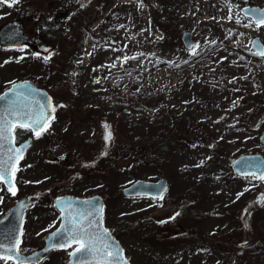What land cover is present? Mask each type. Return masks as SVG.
<instances>
[{
	"label": "rangeland",
	"instance_id": "374dc122",
	"mask_svg": "<svg viewBox=\"0 0 264 264\" xmlns=\"http://www.w3.org/2000/svg\"><path fill=\"white\" fill-rule=\"evenodd\" d=\"M59 1L25 0L45 6ZM104 1L100 6L95 0L103 8L97 22L73 34L47 64L27 49L0 48V93L26 78L49 84L51 76L57 99L79 105L71 113L94 110L85 121L60 115L33 143L16 171V195L0 183V218L20 198L44 190L23 224L20 245L30 252L60 223L57 196L98 195L106 201L105 225L133 264H175L179 254H220L218 249L223 264L233 256L234 264H264V181L231 167L243 154L264 155V57L252 47L256 36L264 43V25L257 28L241 13L246 5L264 7V0ZM11 9L0 2V26L12 19ZM187 31L196 41L190 50L182 41ZM105 130L116 131L114 145L173 130L188 136L162 165L132 169L102 156ZM160 178L168 188L158 200L123 195L136 180ZM175 204L174 214L184 211V218L156 213ZM169 216L180 221L175 228L186 237L166 240ZM71 251L51 252L39 264H69Z\"/></svg>",
	"mask_w": 264,
	"mask_h": 264
},
{
	"label": "water",
	"instance_id": "95a60500",
	"mask_svg": "<svg viewBox=\"0 0 264 264\" xmlns=\"http://www.w3.org/2000/svg\"><path fill=\"white\" fill-rule=\"evenodd\" d=\"M250 10H254V13ZM28 9H25L21 16L14 21L7 22L0 28V43L6 45H22L28 42L26 35L22 33V21L23 17L28 13ZM242 13L245 16L251 17L254 21L261 16H264V7L261 6H245L242 8ZM183 43L186 48L191 49L195 45V40L193 39V35L191 32H184L182 36ZM259 41L261 44L262 41L259 37H256L252 41L253 49L255 51H259V49L254 46L253 42ZM19 85H25V88H19ZM31 91L32 95L29 96L28 92ZM18 93H24V95L18 97ZM3 99H0V116L5 114V109L8 108L9 104L12 101H16L17 107L21 105H28L32 110L34 115H38L41 111L39 105L36 101H40V103L46 104L47 100L50 98L51 105L54 106V102L50 94L41 88L36 87L32 81L24 80L21 82L14 83L8 90L0 95ZM47 111V107L44 109ZM54 115V113H53ZM10 118V117H9ZM15 136V133H14ZM260 140L264 146V130L261 133ZM32 142V138L27 139L26 141L17 144L15 138V147L23 148V157L26 154V151L30 147ZM9 145L5 142L4 152L7 151ZM23 159V158H22ZM19 160V163L21 160ZM18 163V164H19ZM231 167L235 173L246 175V174H256L260 176L264 174V156L260 153L254 154H244L236 158L232 163ZM11 183H14V179L11 180ZM5 184V183H4ZM15 184V183H14ZM9 187V184H5ZM168 182L165 178L160 179L158 181H144L137 180L128 187L123 190L124 195L126 196H140V195H148L151 197L159 198L163 195V193L167 189ZM32 196L24 197L20 199L11 210L0 219V244L5 247H11L14 239H21L20 233L22 232L23 222L25 219L26 210L31 205ZM61 201L60 204L57 202ZM92 202L97 208L102 207V213L98 214V218L100 220V227L96 230L97 234L101 237L96 240L93 244V247L97 249L96 251L91 252H82L77 253L75 256H70L71 264H78L79 261H84L85 264H121V262L109 260V258L103 255V245L105 242L112 245L113 249L119 248L122 249V258L127 260L124 256V250L121 246L120 242L111 234V232L104 225V201L102 198L95 196L91 198H77L72 196H62L59 197L55 202V207L61 212V217L66 216L68 214V209L65 208V205L68 203L72 204L71 211L75 212H83L90 210L88 205L84 202ZM23 205V207L21 206ZM169 208L161 209L159 212L162 213ZM64 226V222L61 220L60 225L57 229L51 232L46 238V245L37 251L32 252L31 254H22L19 252V258L26 259L27 264L35 263L39 261L45 253L48 251L55 249L51 247L53 243V234L56 233L59 229ZM104 229H107L108 235H104ZM0 254L4 255H16L15 252L8 253L5 249L0 248ZM127 264H130L127 260Z\"/></svg>",
	"mask_w": 264,
	"mask_h": 264
},
{
	"label": "flooded vegetation",
	"instance_id": "af4514ba",
	"mask_svg": "<svg viewBox=\"0 0 264 264\" xmlns=\"http://www.w3.org/2000/svg\"><path fill=\"white\" fill-rule=\"evenodd\" d=\"M98 1H99L100 6H102V4L105 2L104 0H98ZM94 3H95V0H60L59 2L48 3V5L45 6L44 4H41L39 2L28 3V2H25V0H16V2L12 3L10 6L9 3L5 2V4L9 5L12 8L11 11L13 12V16L11 20L18 18L21 15L23 10L25 9L29 10L28 13L23 17V21H22V32L28 37L29 43H26L20 46L4 45L0 43V48L9 49L11 51H14V50L21 51V50L27 49L32 52L31 56H34V58L32 59L42 58L45 64H47V62H49L48 60H52L55 53H59V52L60 54L62 53V50L64 46H66L67 41L72 38L73 32L76 29H78V13H77L78 10L80 9L83 10L82 7L84 6V10L86 11L88 15V19H89V23L87 27L90 24L97 22L98 17L101 16V9L103 8L95 7ZM84 10L83 12H85ZM108 19H109V16H107L103 22L104 23L107 22ZM79 29H81V27ZM65 58H68L67 54L65 55ZM52 66L54 65H45L47 69L51 68ZM50 72H48V74ZM48 78L50 79L49 84L39 83L32 78V80L34 81V83H36V85L41 86L42 88H45L54 99V106H55L54 117L55 118L52 120L50 127L48 128L47 131H49L52 128V126H54L58 122L60 115L67 118L69 121H72L74 117H75V120H77L76 118L78 117V113L80 110V109H77V111H75L74 113H71L73 110H76L75 108H78L79 105L72 104L70 102H65L63 100H58L57 95L53 90L54 82L51 80L52 77L48 76ZM21 80H24V79H21ZM58 91H60L59 97L61 98V96L64 95V90L59 89ZM17 130L22 132V135L19 141L27 139L32 136V132L30 130L21 129V128H18ZM47 131L44 132L39 138H35L34 142L40 140L47 133ZM54 143L55 141H52V143L49 145L48 150H51L54 148ZM79 163H83V162H79ZM14 180L16 183V174H15ZM42 192H44V190L42 191L38 190L36 194H29L33 196L32 205L36 201V198L38 197V195L42 194ZM64 195H67V194H64ZM68 195H71V194H68ZM60 196H63V195H60ZM73 196L90 197V196H83V195L82 196L73 195ZM91 196H95V195H91ZM57 197L55 198V200L57 199ZM142 197H145L151 200H158L157 198H152L149 196H142ZM173 206L175 208L168 212H171V214L173 213V215L176 217L179 216L180 214H182L183 218L184 216H186V213H184V211L174 214L178 210V207L176 206V204ZM58 213L60 214V212ZM182 216L179 219H181ZM176 217L173 218L169 216L168 218L171 219V221H173L174 219H176ZM189 217L192 218V215H189ZM174 223L175 225L173 227V230H171V232L169 231V233L165 235L166 240H169V239L176 240L182 236L184 237L187 236V235L185 236L184 233H181L182 227H180V229H177V230L175 228L176 225L179 226L180 221L177 219ZM163 238L164 236L162 237V239ZM227 243L228 242H225L223 244H227ZM44 245H45V239L43 241V245L39 247L38 249L42 248ZM230 245H233V244H230ZM75 247L76 245L72 246V251L74 250ZM237 247L235 248V251L239 250L237 249ZM38 249H34L28 252V250L23 251L21 245L19 246V251L24 254H29L32 251H35ZM60 250H65V249L61 248V249L52 250L46 253L40 261L34 264H39L40 262H42L44 258L48 256L51 252H56ZM218 251L220 252V254L209 253V252L205 254H189V255L179 254L175 256V259H173V263L175 264H188V263L194 264V262L197 261V264H203L204 262H207V264H211L213 262H215V264H223L222 251L220 249H218ZM124 254H125V250H124ZM125 257L128 259V261L131 264H133L132 261L129 259V257L126 256V254H125ZM186 257H189V258H186ZM9 261L12 264H14L12 260H9ZM235 261L236 260L233 256L229 264H234Z\"/></svg>",
	"mask_w": 264,
	"mask_h": 264
},
{
	"label": "snow or ice",
	"instance_id": "6c2138e0",
	"mask_svg": "<svg viewBox=\"0 0 264 264\" xmlns=\"http://www.w3.org/2000/svg\"><path fill=\"white\" fill-rule=\"evenodd\" d=\"M0 2H7L11 6L16 0H0ZM254 13V10H250ZM231 18V17H230ZM256 27L264 25V16L256 19ZM259 51L256 53L264 57V44L259 41L253 42ZM195 54V52H193ZM129 57H124L127 61ZM135 59V57H131ZM19 88H25V85H19ZM24 95V93H18V97ZM28 95L31 96L32 92L29 91ZM3 99V97H0ZM41 111L38 115L33 114V110L28 105H21L17 107L16 101H12L8 108L5 109V114L0 116V183L9 184L8 191L15 196L16 188L15 184L11 183L14 179L15 172L18 171L19 160L23 158V148L15 147V130L17 128L30 130L36 138H39L50 127L51 121L55 118L53 113L55 112V106L51 105L50 98L46 104L36 101ZM47 107V111L44 109ZM10 117V118H9ZM107 127V126H106ZM111 139V133L108 132L105 136V140ZM5 142L9 145L7 151L4 152ZM254 178L264 181V174L256 176L252 174ZM240 193L238 195H242ZM2 202V197H0ZM58 204L61 201L58 200ZM90 210L83 212L71 211L72 204L68 203L65 208L68 209V214L62 216L61 220L64 222V226L53 234V248H71L76 245L74 250L69 253L71 256H75L77 253L96 251L93 244L101 237L97 234V229L100 227V220L98 214L102 213V207L97 208L92 202L85 201ZM23 207V205H21ZM22 235V232L20 233ZM104 235H108L107 229H104ZM20 239H14L11 247H5L0 244V248L5 249L8 253L15 252L16 255H4L0 254V260L9 261L12 260L14 264H27L26 259L19 258V246L21 244ZM103 255L107 256L109 260L121 262V264H127V260L122 258V249L118 247L113 249L112 245L107 242L103 245ZM78 264H85L84 261H79Z\"/></svg>",
	"mask_w": 264,
	"mask_h": 264
},
{
	"label": "trees",
	"instance_id": "16d2710c",
	"mask_svg": "<svg viewBox=\"0 0 264 264\" xmlns=\"http://www.w3.org/2000/svg\"><path fill=\"white\" fill-rule=\"evenodd\" d=\"M84 10V7L82 8ZM83 10H78V29H76L73 34L77 35L79 32V28L81 26V22H84V19L87 18L86 11L83 12ZM151 14H155V11L152 9ZM85 17V18H84ZM87 20V24L89 23V19ZM80 23V24H79ZM86 24V22H85ZM183 80V78H182ZM79 110L78 116L79 120L85 121L86 119L90 118V115L88 116L89 112H93L94 110L84 108ZM95 115V114H94ZM98 116V115H95ZM77 119V118H76ZM189 131V130H188ZM198 129L194 130V135L197 133ZM110 132V130H105L102 136V141L104 142V149L102 152V156L106 159H122L123 163L126 165L128 164L129 167L132 169L138 168V167H147V166H153L158 167L162 165L165 161H167V155L175 151L179 148L181 144H184V140H182L183 137H187V134H184V132H178L177 130L170 131V134H160L157 136H148L145 139L141 138L138 139V142H133L131 139L129 142H119L118 144L114 145V135H116V131L113 133V136L111 135L110 140H105L106 134ZM118 132V131H117ZM111 133V132H110ZM119 133V132H118ZM187 133V131H186ZM122 137V136H121ZM197 137L200 139L201 143L205 140H203L199 134H197ZM190 143H195L196 137H189ZM122 147L124 149L125 154L119 155V153H116V149L119 147ZM119 152H121V148H119ZM252 208H255L251 206ZM168 227L170 230H173V227L175 223L173 221H168ZM172 224V226L170 225ZM167 225V223H166ZM175 232V231H173ZM163 235L159 236V239H162Z\"/></svg>",
	"mask_w": 264,
	"mask_h": 264
}]
</instances>
